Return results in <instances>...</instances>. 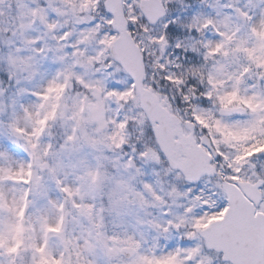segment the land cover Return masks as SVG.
Wrapping results in <instances>:
<instances>
[{"label": "snow or ice", "instance_id": "6c2138e0", "mask_svg": "<svg viewBox=\"0 0 264 264\" xmlns=\"http://www.w3.org/2000/svg\"><path fill=\"white\" fill-rule=\"evenodd\" d=\"M0 264H264V0H0Z\"/></svg>", "mask_w": 264, "mask_h": 264}]
</instances>
